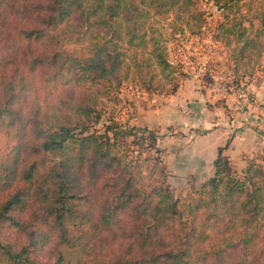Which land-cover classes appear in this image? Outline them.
Instances as JSON below:
<instances>
[{
  "label": "trees",
  "instance_id": "1",
  "mask_svg": "<svg viewBox=\"0 0 264 264\" xmlns=\"http://www.w3.org/2000/svg\"><path fill=\"white\" fill-rule=\"evenodd\" d=\"M202 1L251 67L264 0H0V264H264L260 163L240 176L228 141L214 180L177 198L143 156L160 154L154 131L93 127L123 82L177 91L186 73L165 41L207 25Z\"/></svg>",
  "mask_w": 264,
  "mask_h": 264
},
{
  "label": "rangeland",
  "instance_id": "2",
  "mask_svg": "<svg viewBox=\"0 0 264 264\" xmlns=\"http://www.w3.org/2000/svg\"><path fill=\"white\" fill-rule=\"evenodd\" d=\"M198 7L207 13V25L200 32L185 30L176 33L174 39L165 41L169 59L174 64L181 63L186 73L180 80L179 89L183 86L189 97L176 95L178 89L174 94H158L133 82H123L116 94L119 101L105 100L103 105L97 106L101 111L100 120L93 125L101 132L104 124L114 119L135 127L137 134L142 128L154 131L160 154L152 149L143 156L159 157L168 173L167 186L182 199L190 194L196 195L200 187L213 177L212 174L202 181L200 173H204L203 169L193 166L180 169V162L185 161L184 151L190 149L196 136L228 129L242 132L246 128L259 129L264 136V52L252 60L248 69L245 64L235 67L233 35L216 36L218 23L224 22L222 12L203 1ZM244 25L248 23L244 22ZM228 141L230 143V140L226 143ZM133 148L141 149V146ZM245 160V164L230 161L240 176L248 162L260 163L264 167V154L249 156ZM177 171L180 172L172 176L171 173ZM205 171V175H210L208 170ZM147 179L150 177L146 176L144 180Z\"/></svg>",
  "mask_w": 264,
  "mask_h": 264
},
{
  "label": "crops",
  "instance_id": "3",
  "mask_svg": "<svg viewBox=\"0 0 264 264\" xmlns=\"http://www.w3.org/2000/svg\"><path fill=\"white\" fill-rule=\"evenodd\" d=\"M176 95H181L182 97L187 95V98L189 97V94L185 92L183 86L180 89L178 88ZM197 97L198 95L195 98ZM262 138L264 139V136L260 130H254L252 128H246L242 132H234L230 129L225 131H210L202 136H196L192 145H190V149L187 148L184 151L186 152L185 161L180 162V169L189 166L203 169L202 172L204 171V173H200V180L203 181L212 176L214 172L213 162L217 155V148L223 147L227 140H230V143L223 150L224 154L234 164H245L247 157H260V155L264 154V140ZM205 170H208L207 173L210 175H205ZM179 172L177 171L171 174L175 176Z\"/></svg>",
  "mask_w": 264,
  "mask_h": 264
},
{
  "label": "water",
  "instance_id": "4",
  "mask_svg": "<svg viewBox=\"0 0 264 264\" xmlns=\"http://www.w3.org/2000/svg\"><path fill=\"white\" fill-rule=\"evenodd\" d=\"M209 180H214V177H211Z\"/></svg>",
  "mask_w": 264,
  "mask_h": 264
}]
</instances>
